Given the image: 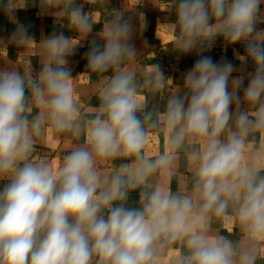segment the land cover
<instances>
[{
    "label": "clouds",
    "instance_id": "9594fccd",
    "mask_svg": "<svg viewBox=\"0 0 264 264\" xmlns=\"http://www.w3.org/2000/svg\"><path fill=\"white\" fill-rule=\"evenodd\" d=\"M28 3L0 0L18 24L10 42L41 64L35 74L28 59L22 72L0 69V264H264V0L171 5L174 50L211 48L217 37L243 43L238 58L255 66L246 86L232 63L208 56L182 88L158 64L138 67L133 25L113 10L102 43L85 53L98 77V104L87 107L68 57L98 23L95 12L78 0H39L78 36L53 32L37 43L14 16ZM50 133L72 140L55 162L36 155ZM158 137L162 148L149 150Z\"/></svg>",
    "mask_w": 264,
    "mask_h": 264
},
{
    "label": "crops",
    "instance_id": "0c3cea01",
    "mask_svg": "<svg viewBox=\"0 0 264 264\" xmlns=\"http://www.w3.org/2000/svg\"><path fill=\"white\" fill-rule=\"evenodd\" d=\"M106 0L104 7L99 4L93 5L86 3L85 0H78V3L84 4L85 12H95L97 24L94 25L93 31L82 39L77 45L73 55L68 57V67L71 75L76 78L75 84L82 90L81 103L83 107H87L89 103L98 104V99L91 91V85L98 79L95 74L90 77L87 68V58L85 53L89 51L91 42L95 39L97 43H102L98 33L102 29L103 22L111 14L113 10L124 13L125 19H130L133 25V36L131 42L137 50L138 67L145 65L158 64L166 77L170 78L174 85L182 88L183 77L190 70L195 62L204 57H211L214 62H230L236 71L232 73V77L244 75V86L247 85V73L254 72L255 66L249 59L246 63L242 62L238 56L245 55V45L243 43L229 44L223 37H217L211 48L203 50H193L188 53H180L171 45V35L168 31V25L176 22L175 8L172 7L173 0ZM264 9V5L261 6ZM52 10L42 13L39 0H29L28 6L23 9L14 10V16L19 24H23L28 28V34L39 43L44 37L51 35L53 32L59 34L63 32L66 37L76 38L78 34L69 29L67 21L57 23ZM143 14L141 17L140 14ZM63 25V26H62ZM143 25V26H142ZM18 24L13 23L9 16L0 5V69L11 68L16 66L23 71V59L30 61L31 68L35 73L41 69L40 58L33 50L28 53L27 49L18 47L10 42L12 33L16 30ZM258 29H264V23H257ZM110 74V73H108ZM242 86L238 92L243 96ZM231 90V82L229 84ZM167 92H165V98ZM156 103L163 107V101L156 98ZM72 144V140L68 138L58 137L49 134L45 140L38 144L37 157L48 155L54 162L58 161L64 151ZM162 148V137L154 139L148 149L155 151ZM6 181H0V188ZM173 190L176 184L173 182ZM138 201V193L133 192L129 198V205L134 206ZM226 234V233H223Z\"/></svg>",
    "mask_w": 264,
    "mask_h": 264
}]
</instances>
